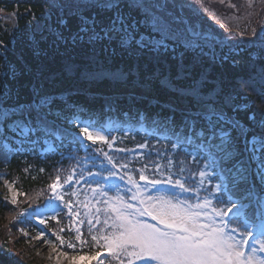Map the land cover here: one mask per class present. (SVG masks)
<instances>
[{
    "label": "trees",
    "instance_id": "1",
    "mask_svg": "<svg viewBox=\"0 0 264 264\" xmlns=\"http://www.w3.org/2000/svg\"><path fill=\"white\" fill-rule=\"evenodd\" d=\"M90 3L91 0H54L53 3L0 0V8L17 15L14 29L0 25V107L32 105L46 97L51 108L44 124L33 113L32 119L26 121L30 127L23 134L14 124L0 122V176L20 191L16 206L0 202L2 264H16L13 255H18L24 242L22 234L17 233L18 214L49 200L50 185L58 176L59 184H65L72 176V185L63 191L62 197L64 203L82 212H78L80 216L84 214V205L94 202L96 194L91 189L101 179L96 175L89 179V176L106 175L108 170L124 177L125 187L119 186V194L124 198H131L136 191L128 183V176L139 184L141 173L149 180L161 179L167 183L171 177L173 184L176 180L186 182L194 191L186 192L183 198L193 204L208 197L209 189L215 193L217 184H226L229 192L226 194L222 189L216 199L250 202L253 191L259 200L264 198V150L253 153L247 143L255 136L259 147L264 140V127L260 123L264 113L262 40L249 42L232 35V41L221 44L200 41L202 50L185 51L180 46L175 53L170 50L166 55L147 50L102 52L99 46L58 44L55 37L65 26L61 20L74 32L78 17L104 16L98 9L84 7ZM124 11L137 21L144 19L141 10L125 8ZM140 31L145 35L155 34L147 26H142ZM185 68L187 75L183 74ZM193 81L199 82L200 96L204 99H216L218 93L221 99L230 97L232 107L226 109L227 115L249 129L243 137L234 133L233 159L223 165L218 163L214 171L209 167L207 171L211 174L203 184L198 171H204L212 161L198 155L195 143L187 139L191 133L186 124L198 111L199 97L183 90ZM123 85L147 86L151 93L144 97H106L96 93L101 89L112 92ZM172 99L175 104H171ZM234 107L239 110L233 111ZM106 121L111 125V131L103 135L107 142L93 143L87 139L88 148H81L76 139V134L81 133L80 126L100 128ZM50 125L55 126V136L45 131ZM140 126L146 130L140 131ZM48 143L55 150L41 157L40 152ZM19 148L23 151L19 152ZM108 157L112 158L111 162ZM108 195L115 196L116 192L108 190ZM252 209L250 204L245 213L252 215ZM78 227L83 239L87 236L84 223H78ZM32 230L63 250L69 251L68 245L72 244V248L89 255L96 253L89 238L84 243L76 239L77 231L64 211L49 217L45 231L33 226ZM58 237L63 238V243Z\"/></svg>",
    "mask_w": 264,
    "mask_h": 264
},
{
    "label": "snow or ice",
    "instance_id": "2",
    "mask_svg": "<svg viewBox=\"0 0 264 264\" xmlns=\"http://www.w3.org/2000/svg\"><path fill=\"white\" fill-rule=\"evenodd\" d=\"M89 6L98 9L104 16L101 18L98 14L78 17L79 24L74 32L61 20L60 23H64L65 26L55 37L58 44L61 42L71 46L87 44L93 48L99 46L102 52L106 50L115 52L119 49L135 53L147 50L157 55H166L170 50L175 53L180 46H183L185 51L202 50L200 41L205 38L201 37L199 32L193 27L184 30L174 28L173 22L152 11L148 0H91L90 4L84 5ZM125 8L141 10L144 19L137 21L124 11ZM142 26L149 27L156 35L146 36L140 31ZM180 60H183L182 54ZM183 74L187 75L186 68ZM198 85V81H193L191 86L183 91L199 97V110L189 118L186 128L191 133L187 137L188 142L195 143L199 150L198 155L212 161L211 165L205 166L204 171H198L200 183L203 184L205 178L211 174L207 171L209 167L214 171L218 163L223 165L233 159L234 133L243 137L247 135L249 129L243 127L239 120L227 115L226 109L232 107L230 97L221 99L218 93L216 99H204L200 96ZM238 110V107L233 108V111ZM50 111V101L46 97L32 105H17L12 109L4 106L0 107V122L4 125L14 124L23 134L30 127L26 121L32 119L33 113L36 114V120L44 124L45 116ZM14 117L16 119H13ZM260 123L261 127H264V113H261ZM54 127L46 126L45 131L55 136ZM80 131L85 138L96 142L87 126L81 125ZM98 139L107 142L103 136ZM247 143L248 150L253 153L264 150V140H261L257 147L255 136ZM108 159L111 162L112 158ZM93 175L100 176L101 179L96 181V187L91 191L106 198L95 202L107 206L103 209L95 208L96 223L100 222L98 214L104 212L106 217L104 224L111 231L100 237L92 235L91 239L97 245L103 240V245L100 246L107 248L109 254L116 257L120 264H264V257L257 256L258 252L264 253V231L261 232L260 238L255 240L259 248L249 244V241L254 239L251 224L241 221L239 217L233 222L229 216L236 208V201L215 198L222 192L221 184L215 186V193L209 189L208 197L193 204L179 199L175 193L150 195L152 189L165 181L149 180L141 173L140 180L151 185L152 189L141 188L131 176H128V183L136 189L131 196V200L136 203H132L119 194L118 184L107 183L117 178L116 172L108 170L106 175L101 173ZM119 179L123 180L124 177L121 176ZM71 181L72 176H69L66 183ZM59 183L58 176L50 187L53 196L62 201L63 197L56 191ZM167 183L173 184L171 177ZM174 186L181 192L194 191L192 186L184 181L176 180ZM109 188L116 192L115 196L108 195ZM196 194L198 195V192ZM65 207L69 208L72 214L71 204L65 203ZM85 207L87 208L88 204H85ZM36 215L40 216L41 213L37 211ZM142 217H150L157 223H147L141 219ZM261 218L264 219V216ZM39 222L43 224L45 221L40 219ZM88 223L92 224L91 217ZM20 231L23 232V229ZM76 231V239L80 240L79 228ZM58 239L63 243V238ZM68 247L72 248L74 245L69 244Z\"/></svg>",
    "mask_w": 264,
    "mask_h": 264
},
{
    "label": "rangeland",
    "instance_id": "3",
    "mask_svg": "<svg viewBox=\"0 0 264 264\" xmlns=\"http://www.w3.org/2000/svg\"><path fill=\"white\" fill-rule=\"evenodd\" d=\"M50 2L53 3L54 0H50ZM148 3L152 6V11L157 15L173 22L174 28L184 30L187 27H193L200 33L201 37L205 38L202 40L203 42L210 43L212 41L221 44L229 40L232 41V34L236 32L237 36L242 40L254 41L258 39L262 40V45H264V0H148ZM16 18L17 15L14 11L0 8V25L3 28L14 29L17 26ZM253 30H255V35H253ZM96 93L114 94L120 97H143L151 93V90L147 86H135L132 88L123 85V87L112 93L107 89H101L96 91ZM100 136H102L101 132H95L96 138ZM156 187L155 189H152V187L148 188L152 189L149 193L150 195H167V193L157 192ZM19 194V189L13 183L0 176V202H7L16 206L19 203ZM14 195L15 203H13ZM102 199L99 195H96L93 197L94 202L92 201L91 204H88L87 208L85 205L82 208L84 211L82 220L86 224L84 229L87 231V236L83 239L81 236V241H88L87 239L89 238L92 243L91 248L96 252L93 256L84 253L81 249L70 248L67 251L58 248L54 243H50L44 238L42 234H37L31 229L32 224L39 229L46 226L48 214L56 212L51 204L40 210H21L18 214L15 221L19 225L17 226V233L22 234L24 242L21 243L22 246H20L18 253L15 251L18 255H13V260L16 264H120L119 260L110 254L109 258L104 261L101 257L102 252H109V250L101 248L102 246L100 245H103V240L100 241V245H97L91 239L92 235L100 237L101 235H107L111 231L104 224L106 218L104 212L98 214L100 222L96 223L95 208L103 209L105 205L103 203L97 204L95 201ZM37 211L41 213L40 216L36 215ZM67 212L70 211L67 210ZM90 217L92 218L91 225L88 223ZM74 218L77 219L79 217L75 215ZM74 218H69V220H73L72 228L76 231L78 221ZM40 219L45 222L41 224L39 222ZM147 219L149 218L147 217ZM20 229H23V232ZM24 233H27V235ZM73 257L75 259H72Z\"/></svg>",
    "mask_w": 264,
    "mask_h": 264
},
{
    "label": "water",
    "instance_id": "4",
    "mask_svg": "<svg viewBox=\"0 0 264 264\" xmlns=\"http://www.w3.org/2000/svg\"><path fill=\"white\" fill-rule=\"evenodd\" d=\"M1 264V263H0Z\"/></svg>",
    "mask_w": 264,
    "mask_h": 264
}]
</instances>
